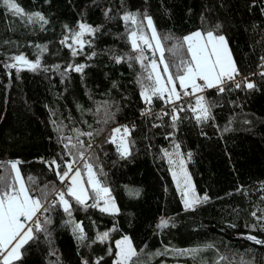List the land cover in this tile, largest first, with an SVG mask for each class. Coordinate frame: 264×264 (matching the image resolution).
I'll return each mask as SVG.
<instances>
[{
    "label": "trees",
    "instance_id": "1",
    "mask_svg": "<svg viewBox=\"0 0 264 264\" xmlns=\"http://www.w3.org/2000/svg\"><path fill=\"white\" fill-rule=\"evenodd\" d=\"M15 2L20 15L0 3V177L15 183L10 162L20 161L43 207L40 228H32L12 264H115L111 243L99 239L105 232L129 238L137 252L130 264H264V244L247 238L264 241V72L257 71L264 64V0ZM128 14L135 23L123 19ZM146 17L174 79L183 74L181 61L191 59L184 37L195 30L224 35L236 75L245 78L179 104L166 102L165 93L151 95L148 74L159 56L141 40L142 53L131 44L133 32L150 36ZM81 25L94 31L74 46ZM17 56L37 68L10 67ZM199 96L210 108L207 119H197ZM115 127L128 129L127 155L112 139ZM178 156L195 193L209 197L191 209L172 175ZM68 164L82 172L85 204L60 179ZM86 165L118 211H101V191L88 184ZM77 224L86 239L78 238Z\"/></svg>",
    "mask_w": 264,
    "mask_h": 264
},
{
    "label": "snow or ice",
    "instance_id": "2",
    "mask_svg": "<svg viewBox=\"0 0 264 264\" xmlns=\"http://www.w3.org/2000/svg\"><path fill=\"white\" fill-rule=\"evenodd\" d=\"M0 3L3 4L5 8L12 11L16 15L23 13V9L15 2V0H0ZM40 20L44 18L39 14H36ZM31 19V16H29ZM124 20H132L135 23V18L131 15H125ZM147 25L152 29L151 37L155 40V44H151L150 40L143 34L137 35L136 32H133L132 35V47L143 52L141 45L138 44L137 40L143 41L144 45L153 47L154 49L160 50V60L163 61L164 49L161 45L160 37L158 36L156 29L153 25L151 17H146ZM81 30L92 32L90 26L81 25ZM219 28V25H217ZM77 34V43H81L79 40V35ZM184 41L187 42L188 51L191 53L190 61H181V64L184 65L183 74L177 76L179 80L180 87L185 90L184 94L188 95L187 89L189 86L194 92L203 91L204 87L213 88L225 83L226 80H233L235 75L238 74V69L235 66V62L231 57L230 49L228 48L227 40L223 35H214L213 32H208L205 35H202L200 31L192 33L189 36L184 37ZM15 59L23 64H27L32 70H35L38 66L37 63H29L24 57L17 56ZM141 64L143 65V60L141 59ZM10 67L16 68V64H12ZM83 65L75 67L76 72H81L83 70ZM164 72H168V65L164 64ZM154 74V75H153ZM150 79L154 80V86L151 88V95L163 96L164 93H167L168 101L172 102L173 99L179 100L180 93L176 90V84L173 80L171 73H168L166 77H163L158 70V65L155 60L151 62V71L148 74ZM202 80L203 85L197 83V80ZM255 85L253 83H248L247 88H253ZM239 87V85H237ZM219 91L223 92L224 88L219 87ZM151 95L148 94V90L144 93V98L146 101L151 102ZM204 98L199 97L197 99V107L200 110L201 115L197 119H207L209 117L210 108L205 106L203 103ZM173 120L177 119L174 115ZM119 133L120 129L117 128L114 130ZM125 134L128 133L127 127L124 129ZM86 135L91 136L92 133H87ZM70 139V138H69ZM82 143V142H81ZM68 147V145H65ZM75 147V146H73ZM122 154L127 155L128 149L126 145H122ZM82 156V153H81ZM11 163V168L14 170L15 175L13 181L15 183H9L5 181L4 177H0V255H3V264H12V261L19 259L20 257V248L33 238V229L31 227H26L25 221L33 220V217L41 210L43 207L41 199L30 194L28 187L25 184V179L22 177L19 168L17 165L20 161H13ZM55 164V161H52ZM59 168V165H56ZM88 169V183L96 189L97 193L103 191L108 193L107 188L101 189L99 181L96 179L95 174L92 171L91 165H86ZM72 170V164L67 165V171L63 172L60 175V179L63 181L65 177L68 176V173ZM175 175V173H174ZM186 176V173H185ZM29 182L35 183L33 177L29 176ZM18 183V187L16 184ZM179 187V185H178ZM191 192V197L189 198L188 193ZM68 193L71 197L75 198V201L78 204H85L87 200V190L85 189L81 173L76 171L75 175L71 178V186L68 188ZM47 194H45L46 199ZM209 199L207 195L203 197L197 196L194 189L191 186L190 178L186 177L185 180V189H184V206L186 209L193 208L198 203L206 202ZM59 202L63 205V210L71 216V204L67 199H65L64 192L59 193ZM107 203V202H106ZM87 206V205H86ZM92 207H98V204L91 205ZM115 209V205L112 204V208L105 206L101 211H110ZM47 211V209H45ZM255 216V213H253ZM48 223L51 221L48 220ZM166 221H162L163 225H166ZM37 228H40L39 223L37 222ZM74 230H78L81 235L78 237L81 240L86 239L83 235V228L77 224ZM108 233H103L99 239L104 240L107 238ZM19 238V239H18ZM250 240H254L257 244H264V241L257 239L255 236H248ZM15 243L13 244V242ZM9 246H11L9 248ZM118 259L115 264H130L133 257L137 256L136 250L132 247L131 241L125 237L122 241H117ZM194 253L198 250H192ZM4 253H7L4 255ZM183 254V252L181 253ZM224 257H220V260H224ZM87 264V262H85ZM99 264V261H97ZM138 264V261L136 262Z\"/></svg>",
    "mask_w": 264,
    "mask_h": 264
},
{
    "label": "rangeland",
    "instance_id": "3",
    "mask_svg": "<svg viewBox=\"0 0 264 264\" xmlns=\"http://www.w3.org/2000/svg\"><path fill=\"white\" fill-rule=\"evenodd\" d=\"M146 21H147V19H146ZM149 31H150V36L149 37H147L149 40H150V42H151V44H155V40H153L152 39V37H151V33H152V29L149 27ZM197 31H200V30H195V31H193V32H191L190 34H188L187 36H189V35H191L192 33H195V32H197ZM201 32V31H200ZM78 33H82V34H80L79 35V40L81 41V43H77L76 42V39H77V34ZM88 33H90L89 31H83L82 32V30H81V27H79L75 32H74V34H73V36H72V45H74V46H81L82 45V43H83V40H84V36H85V34H88ZM202 33V35H205L206 36V34L207 33H204V32H201ZM214 35H217V34H214ZM217 36H219V35H217ZM224 36V35H223ZM137 42H138V44H139V42H140V40H137ZM143 42V41H142ZM228 44V43H227ZM147 46V45H146ZM149 49H151L152 50V48L153 47H149V46H147ZM228 48H229V46H228ZM156 50V52H157V54H158V56H159V60L158 61H156V63H157V65H158V70L160 71V73H161V75L163 76V77H166L167 75H168V73L169 72H167V73H165L164 72V63H163V61H161L160 60V50L159 49H155ZM190 56H191V53H190ZM22 57H24V56H22ZM231 57H232V55H231ZM25 58V57H24ZM26 59V58H25ZM233 59V58H232ZM27 60V59H26ZM15 61H17L16 59H15ZM17 62H19V61H17ZM154 75V74H153ZM173 80L175 81V84H176V90H177V92H179L180 94L183 92V91H185L184 89H182L181 87H180V84H179V80L178 79H174L173 78ZM189 88H191L190 86H189ZM188 88V89H189ZM165 96H166V98L168 99V96H167V93H165ZM174 100V99H173ZM201 114V113H200ZM118 127H115L114 129H113V134H112V139H115L118 143H119V145H120V151L122 152V150H121V148H122V145H126L127 146V149H128V142H127V139H126V134H125V132H122L121 130H120V132L119 133H117V132H115L114 130L115 129H117ZM120 129V128H119ZM18 167V166H17ZM76 171H79L80 173H81V179H82V183H83V185H84V187H85V189L87 190L88 189V187H87V185H86V183H85V181H84V179H83V176H82V172H81V170L79 169V168H77V167H73V169L68 173V176L67 177H65L64 178V180L66 179V181H67V183H68V185H69V187L71 186V178H72V176H74L75 175V173H76ZM86 172H87V175H88V169L86 170ZM174 173H175V175H174ZM185 173H186V176H185ZM172 175H173V178H174V181H175V183H176V185H177V187H178V185H179V187H178V189H179V192L181 193V195H182V198H183V201H184V189H185V180H186V177L187 178H190V176H189V174H188V172L186 171V169H185V166H184V162H183V160H182V158L181 157H177V158H175L173 161H172ZM190 182H191V186H192V188H193V185H192V181H191V178H190ZM89 185H91L90 183H88ZM100 194V196L102 197V200H101V208H104L105 206H107V207H109L110 209L112 208V204H113V202L108 198V193L106 194V193H104L103 191H101V193H99ZM188 196H189V198L191 197V192H189L188 193ZM198 196V195H197ZM89 198V196H88V190H87V199ZM107 202V203H106ZM116 208V207H115ZM112 211H114V210H110V212H112ZM105 233H108V232H105ZM126 236H121V237H117V236H113V233H111V234H109L108 233V236H107V238H105L103 241H105L106 243H111V246H109L110 247V251H112V250H114V262H116L117 261V259H118V252H119V249L117 248V241H122L124 238H125ZM128 238V237H127ZM19 239V238H18ZM129 239V238H128ZM132 245V244H131ZM133 247V246H132Z\"/></svg>",
    "mask_w": 264,
    "mask_h": 264
},
{
    "label": "built area",
    "instance_id": "4",
    "mask_svg": "<svg viewBox=\"0 0 264 264\" xmlns=\"http://www.w3.org/2000/svg\"><path fill=\"white\" fill-rule=\"evenodd\" d=\"M257 71H259V72H264V64L261 65ZM244 78H245V76L235 75V77H234L233 80H226L224 84L229 83V82H232V83L236 84L238 81H240V80H242V79H244ZM197 83L203 85L204 82H203L202 80H199V79H198V80H197ZM224 84L219 85V86L214 87V88H215L217 91H219L218 88H219V87H223ZM209 89H210V88L204 87V88H203V91H199V92H194V91L192 90V88L187 89V92H188L189 94H188V95H185V94H184L185 91H184L183 93H181V95H180V99H179V100H176V103L179 104V103L182 102V101L190 100V99L194 98V97L197 96V95H204ZM172 104H173V103H169V106H171ZM145 105H146V106H145V109H146V110L149 109V106H148V102H147V101L145 102ZM170 113H171V114L173 113V110H172V109L170 110ZM64 181H66V179H65ZM57 195L59 196V193H57ZM40 220H41V212L39 211V212L36 214V216L33 217V220H31V221H25V224H26L27 227H31V228H33V227H36L37 222L39 223ZM4 255H5V254H4ZM1 261H3V255H0V262H1Z\"/></svg>",
    "mask_w": 264,
    "mask_h": 264
},
{
    "label": "water",
    "instance_id": "5",
    "mask_svg": "<svg viewBox=\"0 0 264 264\" xmlns=\"http://www.w3.org/2000/svg\"><path fill=\"white\" fill-rule=\"evenodd\" d=\"M15 64H16L17 66H21V65L24 66V65H25V64H23V63H21V62H17V61L15 62Z\"/></svg>",
    "mask_w": 264,
    "mask_h": 264
},
{
    "label": "crops",
    "instance_id": "6",
    "mask_svg": "<svg viewBox=\"0 0 264 264\" xmlns=\"http://www.w3.org/2000/svg\"><path fill=\"white\" fill-rule=\"evenodd\" d=\"M199 97H201V96H199ZM199 97H198V98H199ZM198 98H197V99H198ZM90 187H92V185H90ZM92 188H93V187H92ZM93 189H94V188H93ZM26 227H27V226H26ZM14 243H15V241L13 242V244H14ZM10 247H11V246H9V248H10ZM4 254L6 255L7 253H4Z\"/></svg>",
    "mask_w": 264,
    "mask_h": 264
}]
</instances>
